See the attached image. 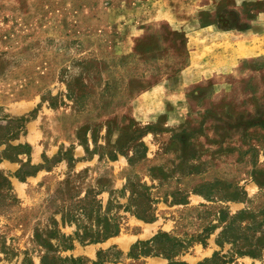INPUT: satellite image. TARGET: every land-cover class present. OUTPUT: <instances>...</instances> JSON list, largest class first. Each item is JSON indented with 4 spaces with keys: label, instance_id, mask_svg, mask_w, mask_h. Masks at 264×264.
I'll return each mask as SVG.
<instances>
[{
    "label": "rangeland",
    "instance_id": "374dc122",
    "mask_svg": "<svg viewBox=\"0 0 264 264\" xmlns=\"http://www.w3.org/2000/svg\"><path fill=\"white\" fill-rule=\"evenodd\" d=\"M0 172V264H264V0H0Z\"/></svg>",
    "mask_w": 264,
    "mask_h": 264
},
{
    "label": "trees",
    "instance_id": "16d2710c",
    "mask_svg": "<svg viewBox=\"0 0 264 264\" xmlns=\"http://www.w3.org/2000/svg\"><path fill=\"white\" fill-rule=\"evenodd\" d=\"M131 160H132V158L129 157L130 162H131ZM32 172L33 171H30L27 173L29 174ZM16 174L18 176V172ZM2 177H3V180L6 184V188L9 189L10 186H9V181H8L7 177L6 176H2ZM19 177H21V176H19ZM82 209H83V207H82ZM134 213L137 217L142 218L143 220H146V221H151V220H154V218H155L151 214H148V213L143 214L142 212H139L138 210H134ZM63 221H64V219H63ZM229 226L230 225H227L224 227L223 234L226 233L227 228ZM247 229L251 230V232H252L251 235H253V233L255 232V229L252 228V226H248ZM118 231H119V223L118 222L114 221L111 224L105 222V225H103V228H102L100 233L98 232V234H96V235L87 234L89 237L81 234V235H77V237L79 238V240L84 241V242L85 241L86 242H96V241L104 240L105 238L116 234ZM76 234H78V233H76ZM59 237H61V240H64V241H66L70 238V237L65 236L63 234H60ZM240 237H241L240 235H232L229 238L231 239L232 242H235V241H238L240 239ZM161 239L164 242L168 241V244L162 245ZM174 240H176L175 237L169 235L167 232H159L153 238H151L149 240H138L136 243H134L132 245L131 251L133 250V248H136L139 245H143L144 247L139 249V251H140L139 253H141V254H144V255L163 254L164 256L169 258V261L166 264H188V263L181 261V260H170L171 257L173 255L177 254V252L179 251V249L177 247L175 249H173V247L176 246V244L179 245V243H176V241H174ZM255 242H256V245H253L251 242H249V245H253V247L252 248H245V249L241 248L242 250H238L239 253H241V254H252V255L254 253H256L255 251L257 249L264 246V244H262V242H264V236H261V237L258 236L257 238H255ZM46 245H48V244H45V246ZM145 246H147V249L145 248ZM151 246L153 249L151 248ZM61 248L62 249H68V248L70 249V248H72V244L68 243L67 245H62ZM217 254H218L217 251H214L213 257H216ZM48 257L49 256L46 253L42 255V257H41L42 264H50L49 263L50 260H48ZM50 259L54 262V264H84V262L82 261L83 259L81 257H78V256L52 255ZM208 260L209 259H207V261ZM220 262H223V260H217L214 262V264H218Z\"/></svg>",
    "mask_w": 264,
    "mask_h": 264
},
{
    "label": "crops",
    "instance_id": "0c3cea01",
    "mask_svg": "<svg viewBox=\"0 0 264 264\" xmlns=\"http://www.w3.org/2000/svg\"><path fill=\"white\" fill-rule=\"evenodd\" d=\"M199 29H197L196 27L192 30L193 31V37L195 36V37H197V38H202L203 36H205V38L207 39V37H208V35L210 36L209 38L211 39V40H213V38H216V37H218V36H220V34L219 33H221V32H219V31H214V30H212L210 27H209V25H203V26H200V27H198ZM212 30V31H211ZM197 38H194V39H196V41H199ZM219 38V37H218ZM194 39H193V41H194ZM218 43V41H215V39L212 41V43L211 44H209V43H207L208 45H209V47L212 49V51H213V53H215V58H213V60H211V63H210V65L211 66H215V67H219V65H222V64H230V63H232V61H233V58H234V56H233V52L231 53L230 52V46H228V49H227V53L225 54V53H222L221 52V50H219L218 48H215V46H212L213 44H217ZM206 44V43H205ZM196 45H199V44H196ZM200 46V48H203L202 46L203 45H199ZM195 49V48H194ZM197 49V48H196ZM197 50H199V49H197ZM202 49H200V51H201ZM211 51V52H212ZM194 52H195V50H194ZM201 54H203L204 55V52H202ZM216 56H217V58H216ZM220 59V60H219ZM219 61H221V62H219ZM218 63H220V64H218ZM215 69H217V68H215Z\"/></svg>",
    "mask_w": 264,
    "mask_h": 264
}]
</instances>
